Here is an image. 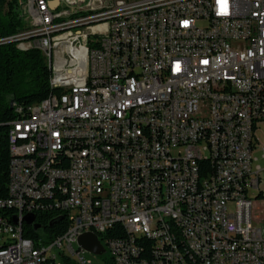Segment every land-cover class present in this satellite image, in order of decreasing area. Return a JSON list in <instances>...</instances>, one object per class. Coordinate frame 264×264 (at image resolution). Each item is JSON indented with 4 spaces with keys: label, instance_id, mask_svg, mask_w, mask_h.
<instances>
[{
    "label": "built area",
    "instance_id": "built-area-1",
    "mask_svg": "<svg viewBox=\"0 0 264 264\" xmlns=\"http://www.w3.org/2000/svg\"><path fill=\"white\" fill-rule=\"evenodd\" d=\"M18 10L24 27L0 47L40 51L54 93L11 102L0 264H93L78 245L88 233L107 264H264L253 158L264 0H18ZM26 216L69 226L28 238Z\"/></svg>",
    "mask_w": 264,
    "mask_h": 264
},
{
    "label": "trees",
    "instance_id": "trees-1",
    "mask_svg": "<svg viewBox=\"0 0 264 264\" xmlns=\"http://www.w3.org/2000/svg\"><path fill=\"white\" fill-rule=\"evenodd\" d=\"M23 27L18 0H0V35L15 34ZM50 78L51 71L40 51L24 52L14 45L0 47V199L7 198L10 179L11 153L7 125L15 118L11 102L15 101L24 107L43 102L54 93L50 87ZM38 220L45 226L49 240L63 234L69 226L66 219H60L52 227L47 226V218ZM25 233L28 238L38 237V233L30 227L25 229ZM104 237H114L113 231L107 232Z\"/></svg>",
    "mask_w": 264,
    "mask_h": 264
},
{
    "label": "rangeland",
    "instance_id": "rangeland-1",
    "mask_svg": "<svg viewBox=\"0 0 264 264\" xmlns=\"http://www.w3.org/2000/svg\"><path fill=\"white\" fill-rule=\"evenodd\" d=\"M258 135H259L260 143L257 145V148L253 152V158L257 159V161H254V167L255 168L260 167L262 169V172L260 174V180H261L260 190L264 192V157L262 152V146L264 145V126L262 127V130L259 131ZM256 206H257L256 216L257 217L259 216L260 218L262 217L264 218V200H258L256 202ZM261 227L264 231V223L261 224ZM39 233L44 240H49L50 236L46 231L41 230ZM76 247L77 246L75 245V248ZM85 258L91 261L93 264H107V260L110 259V254L106 253L102 257L97 258L92 254L85 253Z\"/></svg>",
    "mask_w": 264,
    "mask_h": 264
},
{
    "label": "water",
    "instance_id": "water-1",
    "mask_svg": "<svg viewBox=\"0 0 264 264\" xmlns=\"http://www.w3.org/2000/svg\"><path fill=\"white\" fill-rule=\"evenodd\" d=\"M58 220H55L49 224V227H52ZM25 223L28 226H31L35 232H38L42 227L40 225L35 224L34 216H26ZM78 245L82 247L87 253L92 254L94 256H102L106 254V250L101 245L99 239L94 234H84L78 240Z\"/></svg>",
    "mask_w": 264,
    "mask_h": 264
},
{
    "label": "bare ground",
    "instance_id": "bare-ground-1",
    "mask_svg": "<svg viewBox=\"0 0 264 264\" xmlns=\"http://www.w3.org/2000/svg\"><path fill=\"white\" fill-rule=\"evenodd\" d=\"M37 40H44V33H37ZM59 162L62 163H71V155L68 154H59ZM11 167V164H10ZM33 229L31 226H28ZM37 233V232H35Z\"/></svg>",
    "mask_w": 264,
    "mask_h": 264
},
{
    "label": "flooded vegetation",
    "instance_id": "flooded-vegetation-1",
    "mask_svg": "<svg viewBox=\"0 0 264 264\" xmlns=\"http://www.w3.org/2000/svg\"><path fill=\"white\" fill-rule=\"evenodd\" d=\"M41 227H42V228H41L40 230L45 231V229H46L45 226L41 224Z\"/></svg>",
    "mask_w": 264,
    "mask_h": 264
}]
</instances>
